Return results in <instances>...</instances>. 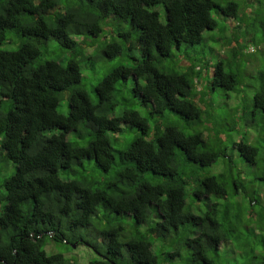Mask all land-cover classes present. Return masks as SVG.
I'll return each mask as SVG.
<instances>
[{"label":"trees","instance_id":"trees-1","mask_svg":"<svg viewBox=\"0 0 264 264\" xmlns=\"http://www.w3.org/2000/svg\"><path fill=\"white\" fill-rule=\"evenodd\" d=\"M259 45L264 0H0V264H77L45 243L90 236L86 264H223L234 238L245 252L227 223L244 205L263 231L264 201L228 149L264 183ZM83 63L102 75L93 99Z\"/></svg>","mask_w":264,"mask_h":264},{"label":"rangeland","instance_id":"rangeland-1","mask_svg":"<svg viewBox=\"0 0 264 264\" xmlns=\"http://www.w3.org/2000/svg\"><path fill=\"white\" fill-rule=\"evenodd\" d=\"M235 1L236 3H239L243 0H232ZM252 2L253 0H249V2ZM157 10L159 11V19L162 23L165 22V13L164 10L161 7H158ZM213 17H215L218 20L219 25L222 24H227L226 21H224L217 13H213ZM115 24H120L119 22H115ZM122 26H126L125 24H121ZM114 28V27H112ZM211 33V32H210ZM210 33L204 32L203 35L205 38L210 36ZM225 33H228L225 32ZM110 38V37H109ZM220 49V44L216 41H209L206 42L200 46H197L195 50H191V54H193L195 57H206L211 54L216 52L217 50ZM264 49V45H259L257 48H255V52L251 55V57L257 59L258 61L262 60L263 56L261 55L262 50ZM250 50V49H249ZM92 51H94V49H89L87 51V54L91 53ZM251 51V50H250ZM117 64V63H114ZM84 66H86V68H88V70H85ZM81 71L83 72V83H82V88L86 91V93L89 94L90 98L93 99V95L91 94L92 92V88L95 86V84L97 83L98 79L101 78V74H99L98 76L96 75L95 77H92L93 75V69H91L90 65L87 64H81ZM222 103V101H220ZM228 102V101H227ZM234 102L232 100L229 101V103ZM249 104H252V95L251 97H249ZM68 101L65 99H61L59 102V105L57 107V111H59L62 114H66L67 110H68ZM220 110V109H219ZM224 110H220V114L224 113ZM249 124V123H246ZM241 126H245L244 124ZM249 129H252V124L247 126ZM241 130H244L243 128H240ZM249 137L250 139L253 137V134L251 135L250 133ZM236 136V135H235ZM240 137L237 136V139H239ZM259 145L262 144L263 142L261 140H259ZM261 150H263V145L261 146ZM228 153L230 154V158L235 159L234 161L237 162V166L238 168L242 171V173L239 175L241 178H243L244 180H246V185H247V190H249V192L251 191H256L261 198L264 201V183L257 181L256 179H254L250 173L251 169H248L247 167H242L240 166L241 163H243V161H241L240 157H238L237 155V151L232 150V147H229L228 149ZM264 163V162H263ZM215 167V166H214ZM261 170L257 173V175H260ZM248 174H250L251 176H248ZM247 177V178H246ZM201 204V202H200ZM245 204V202H244ZM207 205V204H206ZM202 208H206L205 204H201ZM233 207V205H232ZM245 206H242V210ZM264 208V203L258 205V208ZM241 210V214L243 215L242 217V223L240 224H233L232 222H228L227 226L230 229L235 228V232L234 235L237 237H240V239L242 238V246L244 248V251H240L238 246L234 243L235 238L233 240H231L230 245L227 246L225 245V250H222L221 247V260L223 262V264H245V262L247 261L246 257L251 258L252 255H248V253L250 254V246L253 247V250L255 251V255L259 258L264 257V229L263 231L259 230L257 225L259 222H255L253 219L251 218H246L245 213H242ZM264 213V212H263ZM262 213V214H263ZM264 215V214H263ZM229 219V215L227 216ZM262 219V218H261ZM248 221L251 225L247 226L245 225V222ZM254 221V222H253ZM261 223H263V228H264V220H261L259 225H262ZM246 232H249V239L248 241H246V239L244 238V236L246 235ZM251 236V238H250ZM249 243L250 246L248 245ZM94 246L95 249L91 246ZM101 244L99 243V238L93 239L91 236L89 238H87V242L84 244H78L74 247V245H71V248H69L67 245L62 244V243H54L53 244L49 243L47 245L48 250L52 251L53 247L55 248V252H59L62 253L63 255H65L66 257L73 259L74 262H76L77 264H86L88 261L90 260H95V259H99L98 255L99 253H97V250H99ZM227 246V247H226ZM236 247V248H235ZM47 254H50L49 251H47L45 249ZM96 251V252H95ZM227 260H232V261H227ZM249 261V259H248ZM253 264V263H251Z\"/></svg>","mask_w":264,"mask_h":264},{"label":"clouds","instance_id":"clouds-1","mask_svg":"<svg viewBox=\"0 0 264 264\" xmlns=\"http://www.w3.org/2000/svg\"><path fill=\"white\" fill-rule=\"evenodd\" d=\"M218 14V13H217ZM219 15V14H218ZM224 21H226V23L228 24V25H230V28H233L234 27V25H235V22L231 19V18H224V17H222L221 15H219ZM225 25V24H224ZM232 29H228V30H226V32L228 31V33L231 31ZM251 51H250V50ZM89 50V49H88ZM87 50V51H88ZM247 52H254V49H253V47H249L248 48V50H247ZM89 54H91V53H89ZM174 54H176L177 56H178V60H179V63L181 62L182 64H185V65H188V61H187V58L184 56V54H183V52H181V50L179 51V52H175ZM191 54V53H190ZM180 63V64H181ZM199 68V67H198ZM197 70V69H196ZM122 123L123 122H121V125H122ZM227 197V196H226ZM199 202H202L203 204H204V200L203 199H199L198 200ZM196 213V212H195ZM48 236L50 237V238H52V236H53V233L52 232H48ZM49 243H51V244H53V246H54V242L53 241H48L47 243H45V249L47 250V251H49L48 250V247H47V245L49 244ZM74 245V247L77 245V243H74L73 244ZM227 247V246H226ZM53 249H54V247H53ZM52 249V251L50 250L49 252H50V254H51V252L52 253H55V251ZM221 251V250H220ZM263 263H264V261H263Z\"/></svg>","mask_w":264,"mask_h":264}]
</instances>
